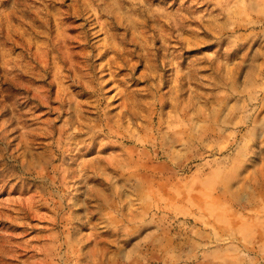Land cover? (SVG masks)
I'll return each instance as SVG.
<instances>
[{
	"label": "rangeland",
	"instance_id": "1",
	"mask_svg": "<svg viewBox=\"0 0 264 264\" xmlns=\"http://www.w3.org/2000/svg\"><path fill=\"white\" fill-rule=\"evenodd\" d=\"M0 264H264V0H0Z\"/></svg>",
	"mask_w": 264,
	"mask_h": 264
},
{
	"label": "bare ground",
	"instance_id": "2",
	"mask_svg": "<svg viewBox=\"0 0 264 264\" xmlns=\"http://www.w3.org/2000/svg\"><path fill=\"white\" fill-rule=\"evenodd\" d=\"M143 173V172H142Z\"/></svg>",
	"mask_w": 264,
	"mask_h": 264
}]
</instances>
